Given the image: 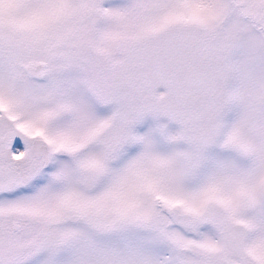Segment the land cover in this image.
<instances>
[{
	"label": "snow or ice",
	"instance_id": "6c2138e0",
	"mask_svg": "<svg viewBox=\"0 0 264 264\" xmlns=\"http://www.w3.org/2000/svg\"><path fill=\"white\" fill-rule=\"evenodd\" d=\"M0 264H264V0H0Z\"/></svg>",
	"mask_w": 264,
	"mask_h": 264
}]
</instances>
